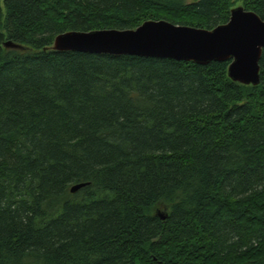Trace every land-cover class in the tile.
Here are the masks:
<instances>
[{
  "label": "trees",
  "instance_id": "1",
  "mask_svg": "<svg viewBox=\"0 0 264 264\" xmlns=\"http://www.w3.org/2000/svg\"><path fill=\"white\" fill-rule=\"evenodd\" d=\"M233 2L0 0V264H264V49L257 86L231 60L51 49L147 20L211 30Z\"/></svg>",
  "mask_w": 264,
  "mask_h": 264
},
{
  "label": "water",
  "instance_id": "2",
  "mask_svg": "<svg viewBox=\"0 0 264 264\" xmlns=\"http://www.w3.org/2000/svg\"><path fill=\"white\" fill-rule=\"evenodd\" d=\"M5 47L17 48L11 41ZM54 51L137 55L172 58L206 65L231 60L227 74L233 82L260 84L259 60L264 49V20L242 6L231 9L225 24L208 30L177 25L167 20H147L135 29L67 31L58 34ZM85 183L71 187L77 191Z\"/></svg>",
  "mask_w": 264,
  "mask_h": 264
},
{
  "label": "rangeland",
  "instance_id": "3",
  "mask_svg": "<svg viewBox=\"0 0 264 264\" xmlns=\"http://www.w3.org/2000/svg\"><path fill=\"white\" fill-rule=\"evenodd\" d=\"M188 2H191L192 0H187ZM234 2L232 3V8L242 6L244 9V3L242 0H233ZM4 10V9H3ZM163 211H157L158 214H162Z\"/></svg>",
  "mask_w": 264,
  "mask_h": 264
}]
</instances>
